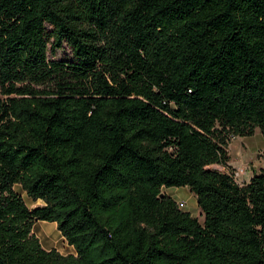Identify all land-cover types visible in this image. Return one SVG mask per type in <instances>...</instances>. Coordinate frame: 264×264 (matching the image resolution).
<instances>
[{
  "label": "trees",
  "instance_id": "1",
  "mask_svg": "<svg viewBox=\"0 0 264 264\" xmlns=\"http://www.w3.org/2000/svg\"><path fill=\"white\" fill-rule=\"evenodd\" d=\"M256 129L264 0H0V264H264V166L228 154Z\"/></svg>",
  "mask_w": 264,
  "mask_h": 264
},
{
  "label": "rangeland",
  "instance_id": "2",
  "mask_svg": "<svg viewBox=\"0 0 264 264\" xmlns=\"http://www.w3.org/2000/svg\"><path fill=\"white\" fill-rule=\"evenodd\" d=\"M64 53H67V51H58L57 57H62ZM228 154L230 158L229 166L233 171L243 168L246 173H250V166H255L256 170L262 168L264 166V139L259 130L256 129L250 137L233 139L229 144ZM210 168L225 170L220 166H212ZM14 189L21 194L29 210L42 205V201L33 202L27 198L18 186H15ZM162 193L178 201V206L181 210L191 213L193 217H196L200 222L202 221L196 199L187 188H163ZM32 232L39 239L44 249L54 248L62 255L75 254L74 249L66 243L65 239L57 231L55 223L36 222L33 225Z\"/></svg>",
  "mask_w": 264,
  "mask_h": 264
},
{
  "label": "built area",
  "instance_id": "3",
  "mask_svg": "<svg viewBox=\"0 0 264 264\" xmlns=\"http://www.w3.org/2000/svg\"><path fill=\"white\" fill-rule=\"evenodd\" d=\"M244 173H245V171L243 168H240V169H237L236 171H233V174H232L233 179L236 182L240 183V178H241V176L244 175Z\"/></svg>",
  "mask_w": 264,
  "mask_h": 264
},
{
  "label": "crops",
  "instance_id": "4",
  "mask_svg": "<svg viewBox=\"0 0 264 264\" xmlns=\"http://www.w3.org/2000/svg\"><path fill=\"white\" fill-rule=\"evenodd\" d=\"M253 170H256V167L250 166V173L245 172L243 178L240 179V183L247 182L250 179Z\"/></svg>",
  "mask_w": 264,
  "mask_h": 264
}]
</instances>
